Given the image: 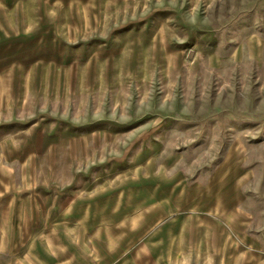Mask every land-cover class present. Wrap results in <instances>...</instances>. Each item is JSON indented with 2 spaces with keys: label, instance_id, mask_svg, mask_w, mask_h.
Instances as JSON below:
<instances>
[{
  "label": "rangeland",
  "instance_id": "1",
  "mask_svg": "<svg viewBox=\"0 0 264 264\" xmlns=\"http://www.w3.org/2000/svg\"><path fill=\"white\" fill-rule=\"evenodd\" d=\"M0 264H264V0H0Z\"/></svg>",
  "mask_w": 264,
  "mask_h": 264
}]
</instances>
